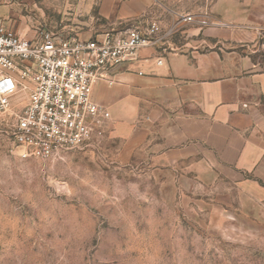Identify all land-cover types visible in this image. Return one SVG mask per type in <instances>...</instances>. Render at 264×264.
I'll return each instance as SVG.
<instances>
[{
    "label": "rangeland",
    "instance_id": "rangeland-1",
    "mask_svg": "<svg viewBox=\"0 0 264 264\" xmlns=\"http://www.w3.org/2000/svg\"><path fill=\"white\" fill-rule=\"evenodd\" d=\"M101 1L0 0V21L26 38L88 39L137 25L110 24ZM157 2L210 21L264 20V0ZM118 138L103 117L79 147L37 159L21 158L0 131V264H264V227L235 215V190L124 162Z\"/></svg>",
    "mask_w": 264,
    "mask_h": 264
},
{
    "label": "crops",
    "instance_id": "crops-1",
    "mask_svg": "<svg viewBox=\"0 0 264 264\" xmlns=\"http://www.w3.org/2000/svg\"><path fill=\"white\" fill-rule=\"evenodd\" d=\"M100 8L110 24H172L157 0H102ZM252 23L181 24L163 50L141 49L92 95L116 122L121 160H148L205 189L228 184L235 215L264 227V56L255 31L264 20Z\"/></svg>",
    "mask_w": 264,
    "mask_h": 264
},
{
    "label": "built area",
    "instance_id": "built-area-1",
    "mask_svg": "<svg viewBox=\"0 0 264 264\" xmlns=\"http://www.w3.org/2000/svg\"><path fill=\"white\" fill-rule=\"evenodd\" d=\"M167 11L172 16L167 31L151 18L88 39L52 31L26 38L0 21V131L9 134L18 155L47 159L79 147L104 115L93 99L96 84H113L115 71L136 60L141 49L163 50L179 25L211 23L208 15ZM255 31L264 47V26ZM18 94L25 96L16 107Z\"/></svg>",
    "mask_w": 264,
    "mask_h": 264
},
{
    "label": "bare ground",
    "instance_id": "bare-ground-1",
    "mask_svg": "<svg viewBox=\"0 0 264 264\" xmlns=\"http://www.w3.org/2000/svg\"><path fill=\"white\" fill-rule=\"evenodd\" d=\"M19 94L17 95V97L15 98V102H17L18 101V99H19Z\"/></svg>",
    "mask_w": 264,
    "mask_h": 264
}]
</instances>
